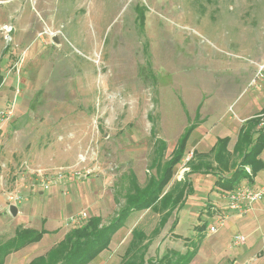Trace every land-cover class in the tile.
<instances>
[{
	"label": "rangeland",
	"instance_id": "obj_1",
	"mask_svg": "<svg viewBox=\"0 0 264 264\" xmlns=\"http://www.w3.org/2000/svg\"><path fill=\"white\" fill-rule=\"evenodd\" d=\"M11 106L0 124V245L22 225L50 230L22 252L43 256L91 216L109 224L132 180L143 187L155 177L194 125L169 184H192L182 209L156 235L157 214H130L100 264H120L133 229L149 237L146 259L184 254L201 239L190 264H264L255 255L264 230L231 218L215 177L189 175L196 155L264 107V0H0V110ZM59 169L62 180L41 190L37 175ZM15 194L25 215L11 219ZM79 213L82 223L69 224ZM231 222L246 241L229 249Z\"/></svg>",
	"mask_w": 264,
	"mask_h": 264
},
{
	"label": "trees",
	"instance_id": "obj_2",
	"mask_svg": "<svg viewBox=\"0 0 264 264\" xmlns=\"http://www.w3.org/2000/svg\"><path fill=\"white\" fill-rule=\"evenodd\" d=\"M139 20L143 21L142 14ZM194 128L191 125L184 130L172 151V158L163 167L159 162L156 164L155 177H150L143 187L132 180L125 191L124 206L120 207L112 222L102 225L100 217L91 216L84 224L72 228L46 254L32 259L28 264H89L103 251L108 250L112 237L124 226L132 213L151 211L157 214L158 224L151 233L158 234L172 214L182 209L187 196L192 192V184L187 176L172 183L170 187L169 184L174 177V169L186 158L185 148ZM230 141L229 137L217 139L206 155H196L189 165V175L196 173L215 177L214 186L221 194L234 191L243 179L251 181L264 169V163L259 159L264 151V107L257 115L244 122L232 152L229 150ZM163 151L164 148L161 154ZM193 155L195 154L192 152L188 163ZM176 225L175 218L170 230L174 231ZM205 227L202 224L200 231L203 232ZM46 233L45 230L17 228L14 237L0 245V264H4L8 255L41 241ZM200 243L201 239L191 247V251L187 250L184 254L171 250L157 260L146 259L149 237L142 230L133 229L120 264H190Z\"/></svg>",
	"mask_w": 264,
	"mask_h": 264
},
{
	"label": "crops",
	"instance_id": "obj_3",
	"mask_svg": "<svg viewBox=\"0 0 264 264\" xmlns=\"http://www.w3.org/2000/svg\"><path fill=\"white\" fill-rule=\"evenodd\" d=\"M262 110V109H261ZM260 110V111H261ZM259 111V112H260ZM258 112V113H259ZM258 113H256V114H254L253 116H251V117H244V118H242V119H240L239 120V125H238V127H237V131H236V133L231 137V135L232 134H227V135H225V136H223V137H218L217 139H221V138H225V137H229L230 139H231V141H230V144L231 145H229V150H230V152H232V147H233V145H234V143H235V141H236V137H237V134H238V132H239V130H240V128L244 125V122L246 121V120H248V119H250V118H252V117H254L255 115H257ZM234 125V124H233ZM232 126V125H231ZM235 126V125H234ZM207 134V133H206ZM216 139V140H217ZM216 140H215V142H216ZM215 142L213 143V145L215 144ZM193 144H194V142L192 143V146H193ZM212 147V146H211ZM211 149V148H210ZM209 149V150H210ZM209 152V151H208ZM264 152V151H263ZM263 152L261 153V155H260V157H259V159L264 163V155H263ZM248 173H249V169L248 168H246L245 169ZM241 185H243V186H248V187H250V188H252V189H259L261 186H263L264 185V169L263 170H261V171H259L253 178H252V180L251 181H248L247 179H243L242 181H241ZM38 193L40 194V195H42V191L41 190H39L38 191ZM0 203H5V200L4 199H2V198H0ZM8 209V208H7ZM25 214H24V211L21 209V211H17V215H16V218L18 217V216H20V217H23ZM16 218H15V220H16ZM233 220H235V221H240V219H247L246 221L247 222H245V224H244V222L242 223V225L243 226H240L241 228H246L247 230H251L253 233H255L256 231H257V229L258 228H262V230H264V197L260 200V201H258V202H256L255 204H253V206H252V209H251V211H250V213L248 214V216H246V217H231ZM231 218H229V219H231ZM11 219H14L12 216H11ZM228 219V220H229ZM29 223H31L30 221H29ZM22 223H20L19 225H21ZM235 225L236 224H233L232 222L231 223H229V227H230V229H231V233H230V237L229 238H231V237H233V235H235V234H237V233H235V232H233V229L235 228ZM238 225V224H237ZM21 228H24V229H34V228H32V226H28V225H22L21 226ZM46 232L47 233H49L50 232V230H46ZM176 236H178V235H176ZM44 237V236H43ZM62 238V237H61ZM43 239V238H42ZM41 239V240H42ZM112 241V240H111ZM110 245H111V243H110ZM31 246V245H30ZM30 246H27V247H25L24 249H22V250H20V251H18V252H16V253H12V254H10V255H8L6 258H5V261H4V264H15L18 260H21L22 262H24V264H28L32 259H34V258H36V257H38V256H40V255H36V256H34V257H32V258H29L28 257V255L27 254H24V253H22L23 251H25V249H29V247ZM53 246V245H52ZM51 246V247H52ZM110 247V246H109ZM200 248H201V246L199 247V249H198V252H199V250H200ZM219 244H218V241L216 240V241H214V242H212V243H210L209 244V246H208V248H207V250H206V253H207V256L209 257V258H211L212 260H214L215 258H217L218 256H217V254L219 253ZM227 248H229L228 246H227ZM50 249V248H49ZM48 249V250H49ZM230 249V248H229ZM47 250V251H48ZM264 249H258V251L256 252V257H258V258H263L264 257V251H263ZM47 251H45L43 254H45ZM107 251V250H106ZM105 251H103L102 253H104ZM198 252H197V254H198ZM102 253L94 260V261H92L91 263H93V264H100L101 263V261H102V258H101V255H102ZM42 254V255H43ZM197 254H196V256H197ZM195 256V257H196ZM194 257V258H195ZM226 263L227 264H235V259L234 258H226Z\"/></svg>",
	"mask_w": 264,
	"mask_h": 264
},
{
	"label": "built area",
	"instance_id": "obj_4",
	"mask_svg": "<svg viewBox=\"0 0 264 264\" xmlns=\"http://www.w3.org/2000/svg\"><path fill=\"white\" fill-rule=\"evenodd\" d=\"M12 109L13 106L0 110V124L4 125L12 116ZM65 175V172L62 169H59L57 172L53 174H46V175H37L39 179V186L42 188L41 190H46L50 186L60 182ZM71 179H80L82 177V172L79 170H72L70 171ZM34 184L30 185L33 187ZM264 197V185L261 186L259 189H252L248 186L240 185L234 191L226 194V207L229 212L232 214L237 215L238 217H246L250 213L253 204L260 201ZM9 201L12 203L10 205L20 204L22 199L15 195L9 196ZM85 219L83 213H79L75 217H71L68 220V223L71 225H77L82 223ZM223 220L218 221V224L221 226ZM209 232L211 234H215L217 232V228L214 226H210ZM246 241L245 236L241 234H235L229 244V248H237L244 245Z\"/></svg>",
	"mask_w": 264,
	"mask_h": 264
},
{
	"label": "water",
	"instance_id": "obj_5",
	"mask_svg": "<svg viewBox=\"0 0 264 264\" xmlns=\"http://www.w3.org/2000/svg\"><path fill=\"white\" fill-rule=\"evenodd\" d=\"M8 213L12 216L15 217L17 215V209L14 205H10L8 208Z\"/></svg>",
	"mask_w": 264,
	"mask_h": 264
},
{
	"label": "bare ground",
	"instance_id": "obj_6",
	"mask_svg": "<svg viewBox=\"0 0 264 264\" xmlns=\"http://www.w3.org/2000/svg\"><path fill=\"white\" fill-rule=\"evenodd\" d=\"M95 10V9H94ZM93 11V10H92ZM94 15V14H93Z\"/></svg>",
	"mask_w": 264,
	"mask_h": 264
}]
</instances>
